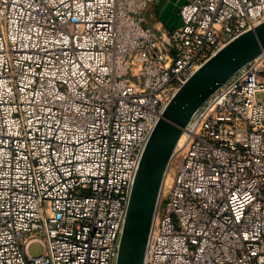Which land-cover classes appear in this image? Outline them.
<instances>
[{"label":"built area","instance_id":"obj_1","mask_svg":"<svg viewBox=\"0 0 264 264\" xmlns=\"http://www.w3.org/2000/svg\"><path fill=\"white\" fill-rule=\"evenodd\" d=\"M151 2L0 0V264H117L166 108L264 23V0H188L159 31ZM145 264H264V52L183 129Z\"/></svg>","mask_w":264,"mask_h":264},{"label":"water","instance_id":"obj_2","mask_svg":"<svg viewBox=\"0 0 264 264\" xmlns=\"http://www.w3.org/2000/svg\"><path fill=\"white\" fill-rule=\"evenodd\" d=\"M263 52L264 23L229 43L191 77L168 105L139 167L117 264H145L166 173L183 129L222 85Z\"/></svg>","mask_w":264,"mask_h":264},{"label":"crops","instance_id":"obj_3","mask_svg":"<svg viewBox=\"0 0 264 264\" xmlns=\"http://www.w3.org/2000/svg\"><path fill=\"white\" fill-rule=\"evenodd\" d=\"M188 0H152L148 24L159 31L171 30L178 23V12Z\"/></svg>","mask_w":264,"mask_h":264},{"label":"rangeland","instance_id":"obj_4","mask_svg":"<svg viewBox=\"0 0 264 264\" xmlns=\"http://www.w3.org/2000/svg\"><path fill=\"white\" fill-rule=\"evenodd\" d=\"M174 173V172H173ZM173 178V175H170L169 178V182H171ZM44 251V246L41 242L37 241L31 244V246L29 247V253L33 256V257H39L43 254Z\"/></svg>","mask_w":264,"mask_h":264},{"label":"bare ground","instance_id":"obj_5","mask_svg":"<svg viewBox=\"0 0 264 264\" xmlns=\"http://www.w3.org/2000/svg\"><path fill=\"white\" fill-rule=\"evenodd\" d=\"M169 186H170V182L168 181L166 189H165V194L168 192Z\"/></svg>","mask_w":264,"mask_h":264}]
</instances>
